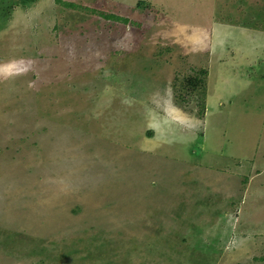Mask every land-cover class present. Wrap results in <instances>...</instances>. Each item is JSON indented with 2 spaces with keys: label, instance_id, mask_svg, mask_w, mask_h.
<instances>
[{
  "label": "rangeland",
  "instance_id": "rangeland-1",
  "mask_svg": "<svg viewBox=\"0 0 264 264\" xmlns=\"http://www.w3.org/2000/svg\"><path fill=\"white\" fill-rule=\"evenodd\" d=\"M1 1L0 264H264V0Z\"/></svg>",
  "mask_w": 264,
  "mask_h": 264
},
{
  "label": "crops",
  "instance_id": "crops-1",
  "mask_svg": "<svg viewBox=\"0 0 264 264\" xmlns=\"http://www.w3.org/2000/svg\"><path fill=\"white\" fill-rule=\"evenodd\" d=\"M211 100H212V102H214V103H218V101H219L218 98H214L213 96L210 95L208 101L210 102ZM219 108L223 109L224 106H223V108H222V106L219 107V105H218L217 107L215 106V110H218ZM224 111H225V110H224ZM210 112H211V111H210ZM218 112H219V111H218ZM208 116H209V115H208Z\"/></svg>",
  "mask_w": 264,
  "mask_h": 264
},
{
  "label": "trees",
  "instance_id": "trees-1",
  "mask_svg": "<svg viewBox=\"0 0 264 264\" xmlns=\"http://www.w3.org/2000/svg\"><path fill=\"white\" fill-rule=\"evenodd\" d=\"M2 1H3V0H2ZM2 1H1V2H2ZM27 2H28V1H27ZM27 2H26V3H27ZM29 2H30V0H29ZM0 4H1V3H0Z\"/></svg>",
  "mask_w": 264,
  "mask_h": 264
}]
</instances>
